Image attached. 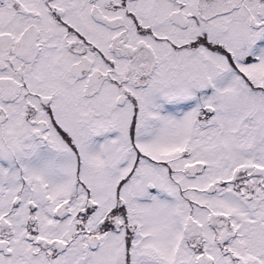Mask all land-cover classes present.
<instances>
[{
    "label": "snow or ice",
    "instance_id": "6c2138e0",
    "mask_svg": "<svg viewBox=\"0 0 264 264\" xmlns=\"http://www.w3.org/2000/svg\"><path fill=\"white\" fill-rule=\"evenodd\" d=\"M0 264H264V0H0Z\"/></svg>",
    "mask_w": 264,
    "mask_h": 264
}]
</instances>
